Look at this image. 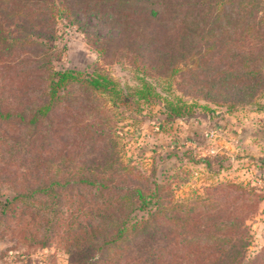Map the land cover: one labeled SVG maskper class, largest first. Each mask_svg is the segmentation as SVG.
<instances>
[{"label": "trees", "instance_id": "1", "mask_svg": "<svg viewBox=\"0 0 264 264\" xmlns=\"http://www.w3.org/2000/svg\"><path fill=\"white\" fill-rule=\"evenodd\" d=\"M89 19L117 35L95 39L100 62L91 72L55 69L62 53L49 43L57 21L89 35ZM120 56L142 73L146 67L166 70L170 78L192 72L205 97L221 100L229 112L264 96V0H0V120L33 136L22 145L14 137L7 152L20 154L25 145L23 154L37 171L5 199L3 216L10 212L12 219L19 205L37 195L57 197V217L49 219L54 210L47 208L32 213L33 204L30 215L44 225L46 240L59 232L67 264H264V248L249 255L258 202L249 182H212L176 199L167 184L121 161L112 117L127 103L124 88L104 67ZM140 81L129 88L135 106L157 96ZM178 104L165 101V119L188 108ZM74 112L72 129L67 122ZM88 126L87 160L73 171L68 139L76 130L80 139ZM211 160L203 161L210 177L231 168L221 159L213 171ZM69 194L71 206L81 201L82 216L66 221L62 200Z\"/></svg>", "mask_w": 264, "mask_h": 264}, {"label": "rangeland", "instance_id": "2", "mask_svg": "<svg viewBox=\"0 0 264 264\" xmlns=\"http://www.w3.org/2000/svg\"><path fill=\"white\" fill-rule=\"evenodd\" d=\"M87 24L89 35H85L76 25L57 21L56 38L49 43L62 53L60 61L53 65L55 69L91 72L92 66L100 62L94 45L95 39L99 37L101 41L107 42L117 35H107L105 30L98 28L94 19H89ZM112 52L120 54L117 53L119 51L116 47ZM104 65L105 72L124 88L126 101L123 103H127L113 113L112 117L120 136L121 161L135 166L140 173L149 177V180L157 184H167L174 191L176 199H184L194 188L212 182H249V187L254 189L255 199L258 201L257 212L250 222L252 243L249 255H257L264 248V237L260 238L257 235V227H253L261 219L264 179L255 168V159L237 149V145L239 146L240 138L245 132L252 133V129L257 128V121L264 119V96H257L252 102L226 112L221 100L213 102L205 97L201 86H196V77L192 72L177 73L170 78L166 70L146 67V71L142 73L124 56L109 58ZM141 79L154 87L157 96L151 95L149 104L140 102L139 106H135L133 102L136 97L131 94L129 88H136ZM165 101H178V105L185 103L188 108L178 117L167 116L165 119ZM69 118L67 123L73 129L78 116L74 112ZM246 119L250 122L249 127L246 126ZM17 126L0 120V264H67V246L66 242L58 238L59 232L46 240L48 233L44 225L37 223L33 215H30L33 204L32 213L39 208H47L54 210L48 216L49 219L57 217L55 212L61 200L57 197L44 199L37 195V200L19 205L12 219L9 217L10 212L3 216L5 199L10 200L17 191H22L18 183L32 181L37 173L36 169L32 168L31 159L27 160V156L23 154L28 147L21 146L22 153L17 155L7 152L13 145L14 137L20 145L32 141L33 136L25 131V127ZM90 131L89 126L85 127L80 139H75L77 130L72 131L69 136V160L72 161L70 166L73 171L80 162L87 160L84 155ZM42 146L45 148L43 144ZM50 147L51 144L46 145L47 149ZM207 158L212 159L213 171H218L217 162L221 159H224L225 166L230 165L231 168L221 171L217 177H210L203 162ZM26 167L33 174H24ZM56 167L53 166V170ZM54 189L59 195L60 187ZM81 191L75 194L78 195V200L81 199ZM67 197L62 200V203H65L63 210L67 215L66 221L72 220L71 217L74 216L81 217V201L71 206L69 203L74 195L69 194Z\"/></svg>", "mask_w": 264, "mask_h": 264}, {"label": "crops", "instance_id": "3", "mask_svg": "<svg viewBox=\"0 0 264 264\" xmlns=\"http://www.w3.org/2000/svg\"><path fill=\"white\" fill-rule=\"evenodd\" d=\"M246 123H247L246 126L249 127L248 124H250V122H248L247 119H246ZM256 126H257L256 129H252L253 130L252 133L245 132V134H243V136L240 138L239 146L237 145L238 147L237 149H239L241 152H245L248 155H250L249 157H251V159H255L256 165L261 166L259 172L261 173V176L264 179V119H259L256 123ZM260 218L261 219L258 220L259 222L253 228L257 227V232H258L257 235L260 238H263L264 237V203Z\"/></svg>", "mask_w": 264, "mask_h": 264}]
</instances>
